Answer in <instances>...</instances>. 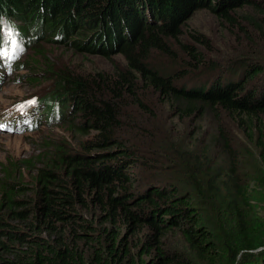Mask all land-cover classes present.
I'll return each instance as SVG.
<instances>
[{"label":"trees","instance_id":"trees-1","mask_svg":"<svg viewBox=\"0 0 264 264\" xmlns=\"http://www.w3.org/2000/svg\"><path fill=\"white\" fill-rule=\"evenodd\" d=\"M199 9L209 10L230 34L257 33L260 49L221 66L181 43L189 70L158 66L157 57L178 59L172 42ZM16 28L25 49L12 63L14 71L39 73L41 39L60 47L75 30L101 37L125 65L87 77L62 71L37 99L44 115L39 123L72 122L70 106L86 117L97 134L84 147L94 153H58L43 161L28 202L20 198L28 190L5 172L0 264H197L166 251L163 239L170 232L203 264H264V222L255 216L251 196V184L264 186V174L244 170L222 126L210 139L186 121L233 117L264 160V64L253 60L264 58V0H0V40L13 37ZM189 37L202 47L207 43L197 33ZM29 48L33 57L18 63ZM190 71L216 78L188 88L183 81ZM139 87L158 98H143ZM157 102L172 119L166 131L153 122ZM180 124L185 132L196 129L186 144L169 132ZM157 167L169 173L165 181L155 176ZM206 206L209 225L202 224Z\"/></svg>","mask_w":264,"mask_h":264},{"label":"rangeland","instance_id":"rangeland-1","mask_svg":"<svg viewBox=\"0 0 264 264\" xmlns=\"http://www.w3.org/2000/svg\"><path fill=\"white\" fill-rule=\"evenodd\" d=\"M180 30H182L181 37L172 42L174 48L177 50L178 59L170 62L164 57H157L156 61L158 66L172 68L180 66V70L182 71L189 70V67L185 65L188 60L186 54L178 51V46H180L181 43L191 44L194 47L196 46L205 57L206 61L216 62L221 66L231 63L232 60L234 58L236 59L238 56L251 55L252 52H257L262 44V42L258 40L257 33L251 30L247 38L238 35L236 31L231 34L228 33L225 26L207 9H199L190 14ZM85 32L80 31L78 33V31L75 30L73 34L62 41L60 47L51 45L45 41L46 39H41L42 42L40 46L37 47V50H39L43 56L37 59L39 73H31V70L22 71L20 69L4 77V84L0 88V119L3 113H6L7 116L15 115L14 113L10 114V111L16 114L18 112L25 113L26 110L30 112L29 106L20 107L22 102L27 99L34 100L35 98L38 99L43 96L49 91L50 85L55 82L62 71L87 77L101 71L109 72L112 69L117 67L121 68L125 65L123 58L116 53L112 45H107V42L99 36L95 39L94 36L91 35L92 31H89L87 34ZM192 32L205 38L207 43L204 47L192 42L189 37V33ZM78 39L79 42L77 41ZM88 45L93 47H89ZM30 47L32 48V46ZM86 47L90 49H86ZM31 48L25 52L18 63H23L33 57ZM104 51L106 55H103ZM108 51L109 53H107ZM253 60H258L260 63L262 62L261 64H264V58L256 57ZM196 72L190 71L183 81L184 86L191 88L198 82H213L216 78L213 77L214 75H211L213 77L211 79L209 75H201ZM261 79L264 80V76H262ZM181 81L182 80L179 81L178 85H182L180 84ZM139 90V94L143 96V98H148L147 100L158 98L151 89L139 87ZM157 106L159 107L160 113L153 116V122L155 127L166 131V129H168L166 124L172 119L168 118V115L164 112V108L158 102ZM70 109V115L67 116L70 117L69 119L72 121L70 123H49L45 118L48 123L45 121L41 123L38 122L36 129L22 131L20 133H18L17 130L12 132H0V179L8 177V174L5 175V172L13 174V177L10 176L9 180L18 181L22 184V187L24 185L23 188H25V190H28L20 196L22 200L27 202L30 200L32 193L29 192V189L33 187L32 179L41 167L43 161L51 160L58 153L64 154L65 156L94 153L93 151H85L84 145L94 141L97 133L92 127H87L89 121H86V117L76 112V110L74 111V107L70 106L69 110ZM65 120L67 119L63 121ZM186 121L190 123V128L194 125H198L200 132L202 130L206 135H209L210 139L217 135L216 129L218 126H222L227 132L231 148L240 156V164L244 167V170L248 172V174L252 172L264 174V160L259 158V151L256 149L254 141H249L246 136L247 132L240 127L237 120L233 117L221 113L218 117L214 118L212 115L206 114L203 121H200V123L190 120ZM173 122H176L175 119H173ZM186 128V126L180 124L176 130H169V132L173 135H177L178 140H185L186 144L188 138L196 130L190 129V131L188 129L189 132H185ZM132 135L133 134H128L129 140ZM195 136L197 135L195 134ZM204 142L201 141V144L205 145ZM215 157L218 161L222 158L219 154ZM132 171H136V169ZM154 172L155 176L162 181H165L164 178H166V174H169L159 167H157ZM251 187L252 203L256 211L255 216L264 222V186L254 183L251 184ZM201 214L203 215V220H207L202 221V224L209 225V222L212 224L209 220L211 216L207 211V206L204 207ZM87 217H91L90 213H87ZM213 226L214 224L211 227ZM130 241L132 245L136 244V239H133V237H130ZM82 244L83 242L81 241V247L83 246ZM163 247L166 251L176 250L190 258L193 262L203 264L201 263L199 254L196 251L190 250L179 234L175 232H170L165 236L163 239ZM148 258L147 256L142 257L145 261H147Z\"/></svg>","mask_w":264,"mask_h":264},{"label":"snow or ice","instance_id":"snow-or-ice-1","mask_svg":"<svg viewBox=\"0 0 264 264\" xmlns=\"http://www.w3.org/2000/svg\"><path fill=\"white\" fill-rule=\"evenodd\" d=\"M15 43L14 39H12V36L10 34L9 38L6 40H0V55L5 56L7 58L9 53V47L10 45H13ZM12 55H15V51H12ZM28 103H35V101H30ZM21 108L23 105L20 106Z\"/></svg>","mask_w":264,"mask_h":264},{"label":"bare ground","instance_id":"bare-ground-1","mask_svg":"<svg viewBox=\"0 0 264 264\" xmlns=\"http://www.w3.org/2000/svg\"><path fill=\"white\" fill-rule=\"evenodd\" d=\"M42 117L44 116V115H42L41 113H39Z\"/></svg>","mask_w":264,"mask_h":264}]
</instances>
